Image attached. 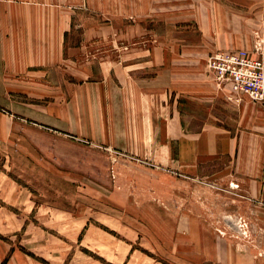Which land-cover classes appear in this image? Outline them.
Returning a JSON list of instances; mask_svg holds the SVG:
<instances>
[{
	"label": "rangeland",
	"instance_id": "374dc122",
	"mask_svg": "<svg viewBox=\"0 0 264 264\" xmlns=\"http://www.w3.org/2000/svg\"><path fill=\"white\" fill-rule=\"evenodd\" d=\"M192 1L161 8L171 21L124 20L112 30L119 41L141 29L166 36L164 45L198 47L205 64L215 50H247L249 38L236 28L264 13L259 0ZM81 12L71 23L72 45L101 25ZM256 24L262 33H254L252 51L264 60V23ZM222 105L214 108L233 117ZM43 106L19 95L0 102V264H45L41 256L52 264H231L235 250L262 241L252 225L264 224V198L242 182L251 170L246 160L239 166L223 156L182 174L76 140L46 125L52 119L23 117L43 114ZM199 119L185 121L197 130Z\"/></svg>",
	"mask_w": 264,
	"mask_h": 264
},
{
	"label": "crops",
	"instance_id": "0c3cea01",
	"mask_svg": "<svg viewBox=\"0 0 264 264\" xmlns=\"http://www.w3.org/2000/svg\"><path fill=\"white\" fill-rule=\"evenodd\" d=\"M174 1L0 0V102L5 95L26 96L43 103V114L23 117L52 119L46 125L76 140L186 175L223 156L239 166L246 160L251 170L242 182L253 197L264 198V186L257 185L264 184V105L228 94V86L219 90L198 47L164 45L166 36L141 29L125 31L119 41L112 30L124 20L171 21L169 10L160 9ZM83 9L102 26L72 45L71 23ZM245 19L236 32L247 34L246 51L256 56L254 33L262 31L254 24L264 23V13ZM219 104L233 109V117L221 116L214 108ZM195 118L201 120L197 130L185 121ZM252 226L262 241L235 250L231 264H264V224Z\"/></svg>",
	"mask_w": 264,
	"mask_h": 264
},
{
	"label": "built area",
	"instance_id": "2783aa9c",
	"mask_svg": "<svg viewBox=\"0 0 264 264\" xmlns=\"http://www.w3.org/2000/svg\"><path fill=\"white\" fill-rule=\"evenodd\" d=\"M206 67L217 86H230L240 95L264 102V60L245 50L218 51L207 57Z\"/></svg>",
	"mask_w": 264,
	"mask_h": 264
}]
</instances>
